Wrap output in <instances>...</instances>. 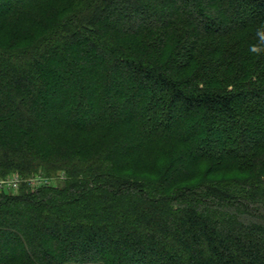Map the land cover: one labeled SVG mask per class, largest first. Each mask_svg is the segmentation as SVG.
I'll use <instances>...</instances> for the list:
<instances>
[{
	"label": "trees",
	"instance_id": "trees-1",
	"mask_svg": "<svg viewBox=\"0 0 264 264\" xmlns=\"http://www.w3.org/2000/svg\"><path fill=\"white\" fill-rule=\"evenodd\" d=\"M39 169L0 264H264V0H0V176Z\"/></svg>",
	"mask_w": 264,
	"mask_h": 264
},
{
	"label": "rangeland",
	"instance_id": "rangeland-1",
	"mask_svg": "<svg viewBox=\"0 0 264 264\" xmlns=\"http://www.w3.org/2000/svg\"><path fill=\"white\" fill-rule=\"evenodd\" d=\"M94 140H95V138L92 137L90 145H95V143L93 142ZM147 160H148V162H147ZM147 160L144 162V166L146 164L150 165L151 163L156 165V163L160 162L161 159H160L159 153L157 151H155L154 153L151 152V154H149V157ZM126 175L127 176L132 175V172H128V173H126ZM39 176H41L43 178H48L46 180H49L50 185L45 186V187H57V188L59 186L62 187L65 185L64 182L67 179V174L64 171H58V172H55L53 174H48L47 171H43L42 169H39L38 172L32 173L28 176L22 175L17 171L16 172H10L5 176H0L1 180L5 179V181H6L5 187L0 189V193L17 196V195H20L22 193L37 192L41 189H45V187L44 188L39 187V185L37 184L38 179H32V178H36ZM139 176L150 178L148 175H145V174H142ZM212 178H215V177L212 176ZM31 181H36V182H35V184H33ZM134 195H136V194H134ZM186 205H194V203H186ZM208 210H210V209L207 208V206H203V205L201 206V211H204V213H205V211H208ZM169 212H167L165 217L168 218V220H171L172 217H171V214ZM181 253H182V251L180 250L179 254H181Z\"/></svg>",
	"mask_w": 264,
	"mask_h": 264
},
{
	"label": "built area",
	"instance_id": "built-area-1",
	"mask_svg": "<svg viewBox=\"0 0 264 264\" xmlns=\"http://www.w3.org/2000/svg\"><path fill=\"white\" fill-rule=\"evenodd\" d=\"M32 179H38L37 180V184L39 185V187H41V188H44L45 186H49L50 185V183H49V180H46V179H48V178H43V177H41V176H39V177H36V178H32ZM5 179L4 180H1L0 179V189H2V188H4L5 187ZM33 184H35V182L36 181H31ZM30 182V183H31Z\"/></svg>",
	"mask_w": 264,
	"mask_h": 264
}]
</instances>
